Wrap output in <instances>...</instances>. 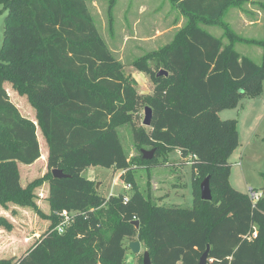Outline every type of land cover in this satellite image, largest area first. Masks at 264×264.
<instances>
[{"label": "trees", "instance_id": "trees-1", "mask_svg": "<svg viewBox=\"0 0 264 264\" xmlns=\"http://www.w3.org/2000/svg\"><path fill=\"white\" fill-rule=\"evenodd\" d=\"M170 1L187 22L172 43L134 61L153 84L144 96L137 81L124 76L85 0H0V13L8 12L0 48V207L31 208L50 221L25 255L0 264H128L127 240L140 241L152 264H199L208 245L207 264H264V191L253 205L231 186L229 158L239 133L236 121L219 117L262 94L264 64L241 56L235 45L264 41L242 38L223 22L229 10L251 0ZM202 25L220 26L228 44ZM161 71L168 75L158 76ZM7 84L27 96L35 122L12 103ZM146 107L153 111L151 126L138 127L135 119ZM126 124L140 150H156L153 160L141 151L129 159L118 134ZM39 129L48 145V173L23 187L19 166L45 160ZM171 151L193 169L191 209L156 205L132 176L135 167L159 166L157 157ZM89 167L125 172L121 178L132 192L100 196L97 184L82 176ZM53 170L68 177L56 179ZM207 177L211 202L201 199ZM45 181L49 215L35 202ZM63 210L76 215L60 235ZM0 226L12 230L3 217Z\"/></svg>", "mask_w": 264, "mask_h": 264}, {"label": "rangeland", "instance_id": "rangeland-1", "mask_svg": "<svg viewBox=\"0 0 264 264\" xmlns=\"http://www.w3.org/2000/svg\"><path fill=\"white\" fill-rule=\"evenodd\" d=\"M85 1L102 40L112 55L122 62L124 76L137 81L136 88L140 95L151 94L153 84L150 76L137 71L133 67V63L135 60L154 51L158 52L172 43L176 33L186 24V18L170 0ZM251 1V3L245 4L242 9L230 10L223 18V22L229 24L242 38L264 41L262 26L244 27L243 21H241V25L240 23L234 24L232 21V16L239 11L248 19L254 20L258 16L264 26V0ZM7 14L8 12L5 10L0 13V48L4 42ZM202 28L228 44L229 41L224 38V31L220 26L202 25ZM235 49L241 56L249 57L257 64H264L263 45L238 42ZM5 87L10 100L19 109L21 115L25 119L35 122L36 112L27 96L20 95L10 84ZM219 117L224 121H236L239 133V146L229 158L231 186L243 194H249L251 191L263 192L264 84L259 97L245 98L237 108L220 112ZM144 118L145 112L142 110L139 118L135 119L136 126L142 127ZM118 134L129 159L138 157L141 150L135 143L132 125L126 124L118 128ZM38 139L45 160L41 159L33 167L19 166L23 187L48 173L46 156L48 145L40 129L38 130ZM144 149L150 151L149 148ZM157 160L160 163L159 166L135 167L133 170L132 176L142 194L148 198L151 191L152 200L158 206L193 208L194 187L191 165L184 163L176 151L162 154L157 157ZM121 174L114 169L89 167L82 173V176L99 185L97 189L99 195L108 198L110 195L120 193L130 195L132 192V190L124 191V185L128 183L120 177ZM154 182L157 183V186L154 185ZM48 192L49 182L47 181L35 190V202L45 215L51 213L47 200ZM0 217H3L12 226L10 231L0 226V259L18 260L36 244L50 225V221L39 216L33 209L14 204H9L7 209L0 207ZM129 243L130 241L127 240L126 262L128 264H143V255L146 249L142 246L141 253L135 255L130 251Z\"/></svg>", "mask_w": 264, "mask_h": 264}, {"label": "water", "instance_id": "water-1", "mask_svg": "<svg viewBox=\"0 0 264 264\" xmlns=\"http://www.w3.org/2000/svg\"><path fill=\"white\" fill-rule=\"evenodd\" d=\"M161 75H168V73L164 72V71H161V73L158 76H161ZM144 112H145V118H144V121H143V126L144 127H150L151 123H152V118H153V111H152V109L150 107H146ZM155 153H156L155 149L150 150V151L141 150V154L143 156V159L146 160V161L153 160L154 157H155ZM52 174H53L54 178H56V179H62V178H67L68 177L67 175H64L63 171H61V170H53ZM98 187H99V185H97V189H98ZM200 190H201V199H202V201L211 202L213 200L211 187H210V178L209 177H207L201 183ZM132 224L134 226H136L137 229L140 228L139 221H134ZM128 247H129L130 251L133 254H135V255L140 254L141 251H142V244H141L140 241H132V242L129 243ZM209 253H210V245H208L206 252L201 257L199 264H207L208 263ZM143 264H152L151 258H150V255H149L148 251L144 252Z\"/></svg>", "mask_w": 264, "mask_h": 264}, {"label": "built area", "instance_id": "built-area-1", "mask_svg": "<svg viewBox=\"0 0 264 264\" xmlns=\"http://www.w3.org/2000/svg\"><path fill=\"white\" fill-rule=\"evenodd\" d=\"M193 158H195V156ZM123 174H125V172ZM114 184H115V182H114ZM131 189H132L131 185H129V184L124 185V191L125 192L130 191ZM248 196H249L250 200L252 201L253 205H255L263 197V192L251 191L248 194ZM57 215L60 219V222H59L58 226L56 227V231L61 235V234H64L66 232V230L68 229V227H70L73 224V222L75 220L76 213L68 211V210H63L60 213H58ZM256 237H257V233L255 230L253 237H251V239L256 238Z\"/></svg>", "mask_w": 264, "mask_h": 264}, {"label": "crops", "instance_id": "crops-1", "mask_svg": "<svg viewBox=\"0 0 264 264\" xmlns=\"http://www.w3.org/2000/svg\"><path fill=\"white\" fill-rule=\"evenodd\" d=\"M252 2V1H251ZM250 2V3H251ZM253 2H255V1H253ZM257 3V2H256ZM258 4V3H257ZM233 9H238V8H233ZM232 10V9H231ZM239 10V9H238ZM230 11V10H229ZM228 11V12H229ZM227 12V13H228ZM226 13V14H227ZM259 13V12H258ZM226 14H225V16H226ZM232 18H233V23L235 24H239L240 23V25H241V21H243L242 23H243V25H244V27H251V26H255V25H259V26H262L263 28H264V26H263V24H261V21L259 20V17L258 16H256L255 18H254V20H252V19H248V18H245L244 17V15L242 14V13H240L239 11H237V13H235V15H233L232 16ZM229 25V24H228ZM234 31V30H233ZM235 32V31H234ZM236 33V32H235ZM245 57V56H244ZM249 58V57H248ZM32 121H34V120H32ZM41 144V143H40ZM41 146V145H40ZM47 151V150H46ZM176 153H177V155H179L180 156V153H179V151H176ZM45 156V155H44ZM47 157H48V151H47V155H46ZM42 157H43V155H42ZM41 161V159L38 161V162H40ZM38 162H36L34 165H36V164H38ZM34 165H31V166H28V167H33ZM122 173V172H121ZM123 174V173H122ZM122 174H121V176H122ZM120 176V177H121ZM157 183L156 182H154V185H156ZM157 186V185H156Z\"/></svg>", "mask_w": 264, "mask_h": 264}]
</instances>
